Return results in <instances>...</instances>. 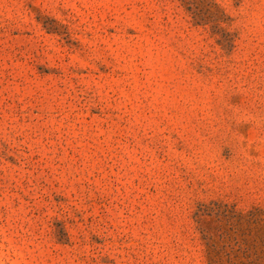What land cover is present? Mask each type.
I'll return each mask as SVG.
<instances>
[{"label": "rangeland", "instance_id": "374dc122", "mask_svg": "<svg viewBox=\"0 0 264 264\" xmlns=\"http://www.w3.org/2000/svg\"><path fill=\"white\" fill-rule=\"evenodd\" d=\"M0 264H264V0H0Z\"/></svg>", "mask_w": 264, "mask_h": 264}]
</instances>
